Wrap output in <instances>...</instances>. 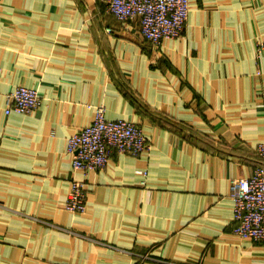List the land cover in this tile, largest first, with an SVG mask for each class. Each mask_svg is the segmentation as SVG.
Masks as SVG:
<instances>
[{"label": "crops", "instance_id": "1", "mask_svg": "<svg viewBox=\"0 0 264 264\" xmlns=\"http://www.w3.org/2000/svg\"><path fill=\"white\" fill-rule=\"evenodd\" d=\"M263 35L264 0H190L158 49L100 0H0V264H264L231 197L264 142ZM19 85L42 104L6 115ZM100 104L150 149L115 152L75 214L68 139Z\"/></svg>", "mask_w": 264, "mask_h": 264}, {"label": "built area", "instance_id": "2", "mask_svg": "<svg viewBox=\"0 0 264 264\" xmlns=\"http://www.w3.org/2000/svg\"><path fill=\"white\" fill-rule=\"evenodd\" d=\"M107 13L118 21L137 18L140 31L158 49L163 40L182 35L190 12V0H100ZM112 32V27H107ZM258 55L264 54V35L256 42ZM36 88L19 85L6 94L5 114H30L42 104ZM106 106H96L95 115L68 139L72 167L84 174V179L71 178L65 207L81 214L87 209V180L104 168L112 155L123 153L138 157L150 149L143 127L132 120L107 117ZM260 163L250 176L234 178L231 197L234 200V231L249 235L264 244V142L255 147Z\"/></svg>", "mask_w": 264, "mask_h": 264}, {"label": "trees", "instance_id": "3", "mask_svg": "<svg viewBox=\"0 0 264 264\" xmlns=\"http://www.w3.org/2000/svg\"><path fill=\"white\" fill-rule=\"evenodd\" d=\"M258 157V156H257ZM259 159V158H258ZM261 161H260V159H259V161H258V163H257V165L260 163Z\"/></svg>", "mask_w": 264, "mask_h": 264}, {"label": "rangeland", "instance_id": "4", "mask_svg": "<svg viewBox=\"0 0 264 264\" xmlns=\"http://www.w3.org/2000/svg\"><path fill=\"white\" fill-rule=\"evenodd\" d=\"M147 256V255H146Z\"/></svg>", "mask_w": 264, "mask_h": 264}]
</instances>
